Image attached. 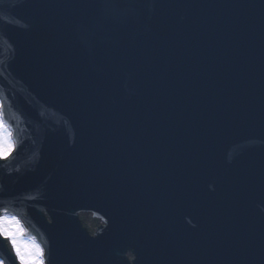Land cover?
I'll use <instances>...</instances> for the list:
<instances>
[{
  "label": "water",
  "instance_id": "obj_1",
  "mask_svg": "<svg viewBox=\"0 0 264 264\" xmlns=\"http://www.w3.org/2000/svg\"><path fill=\"white\" fill-rule=\"evenodd\" d=\"M33 1V2H32ZM51 0H27L25 3L21 2L19 5V9L25 11L27 14L22 17V14L19 13L15 15L14 17L18 19L21 22V25L19 24H13L12 23H2L0 22V36L4 37L8 40V42L11 44L12 52L14 55H23L24 49L22 46V43H20V40H27L29 43V50L32 49V47L36 43V39L33 36L37 35L38 28H41L46 35H49V31L47 30L48 24V16L51 14H56L60 21L64 20V16H60L56 13V11L52 8L49 3ZM76 2V0H74ZM32 2V3H31ZM31 3V5H29ZM166 10L175 12L174 6H164L162 8V12L158 14L159 16H163L166 14ZM19 11L18 8H16L14 12ZM168 11V12H169ZM182 11V10H180ZM11 14L13 17L14 14ZM26 16V17H25ZM178 19L173 18L171 20L172 26L176 25L179 26ZM161 27H157L159 30H163L165 25L164 23H161ZM152 27L155 29L154 25ZM156 30V29H155ZM53 34L57 35L60 32H57L52 28ZM87 28L83 27L81 30L78 31V39H82L86 37ZM171 37L173 40L168 41L169 45H173L175 42V46L173 48L175 54H180L181 51H179L181 47V41L179 39H174L175 35L172 32ZM16 40L17 42H13L12 40ZM25 40V41H26ZM176 40V41H175ZM62 40L59 41L61 43ZM32 44V45H30ZM109 47H112L114 43L112 41H109L108 43ZM105 43L103 44V46ZM62 49L69 51V50H75L77 53H79L87 62H89L91 65H96L100 71V76L98 77V82L100 86H106L108 90L111 91V94L113 96V99L108 102V104L102 105L98 109L100 113H106V115L103 116L104 119L108 118V114H111V109L115 106L116 112H112L113 116H110L109 120L112 121L113 117L116 116L117 120H114L111 123V127L114 128V123L116 122V127L119 129H125V128H132V123L124 124L122 120H118L124 116V108H125V102L127 103L129 109H133L136 105H140L141 107H145V101L141 98L143 94H137L134 91V86L131 81L127 79V76H129L130 73V67L129 62L133 61L131 57L128 55H125V61H123L120 65H125L126 67L123 69V74H115V67L113 66L116 59H114L112 56L114 53H110L107 48H102L100 45L96 46L95 48L92 46L89 47L88 45L83 44L82 42H77L76 47L72 48L70 45L61 44L58 45ZM136 49L132 50L134 55H138L142 59L146 60L147 58H154L152 55L155 56L154 51H147L146 48L143 46L140 48V52ZM3 52V51H0ZM117 52V51H116ZM127 53V51H126ZM3 54V53H2ZM0 54V60L1 55ZM5 54V52H4ZM12 54V53H11ZM10 54V55H11ZM130 55L131 52H129ZM133 56V55H132ZM161 62L165 63L164 58L156 57ZM202 55L200 52H196L191 56L192 60H196V65L199 63L198 61L201 60ZM117 61V60H116ZM201 63V62H200ZM107 65V67H102L103 65ZM128 64V65H127ZM158 63L151 61L145 62L144 68L154 70ZM161 66L159 65L157 69H160ZM232 69L229 67V70ZM113 75V76H112ZM185 83H191L194 82L197 86H192L187 90V92L180 97L181 106H187L189 105V115L188 117H181V115H178L177 117L181 120L180 123L187 128L186 131H182V134L187 136L185 140L183 141H174L172 144H168V150H163L160 146H155V142L149 138V135H146L145 139L137 146H131L128 147L129 151H134L135 155L134 158L137 160V168L144 170L145 172L148 169L155 170L160 163L166 161L170 165V167L180 165L183 168H187V165L190 164L192 161L196 164L199 162H205L210 159V156H216L218 158V155L216 154L219 149L215 145H211L208 143V138H204L206 135H214L215 128L218 130H221L224 128V126L229 125L230 121L237 118L238 124L241 126L239 128L240 132L238 133V139L243 140V143L240 145V148L243 152H247L249 149L254 150V147L257 148L259 146L262 149V155L261 158L264 160V100L262 98H257L255 95H252L250 93V90L253 92H256V90H253L251 88L245 89L244 81L242 80V89L239 90V93L237 99L234 100V97L230 94V91L233 89V85H231L229 79L225 77V80L228 82V87L230 90L223 89L220 93H218L214 88V83L217 81V78L214 76L203 73L199 74L197 76L191 75L190 72H185ZM211 76L212 81H208L207 77ZM232 79V78H231ZM237 79H232V81L236 82ZM241 79H239L240 81ZM226 86V83H224ZM113 87V89H111ZM235 88L232 90L234 91ZM213 94H217L218 96H214ZM61 104L60 102H57V107L60 108ZM56 107V106H55ZM169 107H173L169 105ZM18 111L21 113L22 108L18 105L17 106ZM58 109V108H56ZM174 109V107H173ZM246 109H253L256 111V117L254 121L255 124L253 126H243V122L239 119H241V115L243 110ZM65 115L70 116V111L68 109L62 110ZM136 111V107H135ZM38 113V111H36ZM22 114V113H21ZM23 116V114H22ZM24 118V116H23ZM86 117H83L84 120ZM123 117L122 119H124ZM90 119V118H89ZM244 119V117L242 118ZM83 122H79V119H77V116L72 117L71 122L69 123V129H71V125H73L75 130V136L79 132ZM24 127V125H22ZM194 127L197 129V136L195 133ZM212 127V129L210 128ZM247 130V131H242ZM144 132V130H143ZM35 136L26 139L27 143L30 144L29 148L32 147V140L36 138L35 132H32ZM48 133L50 135V132L48 130ZM99 136L96 137L98 140V144L105 143L110 146V151L104 153V151H101L103 154L100 155L98 158H96L93 162L88 164L87 167L84 168L83 175L92 176L100 181H106L109 176L108 172L105 169V165L108 162H111L113 160V157L111 155V150L114 147H117V152L122 151L123 147L121 144H119L117 141L118 135L116 133H113L110 135L109 128H104L102 131V134L100 132ZM136 135L141 136L142 134L138 131H135ZM206 143V144H205ZM37 145H39L37 143ZM162 146V145H161ZM125 149V148H124ZM173 149V150H172ZM211 150V152H210ZM84 147H78V141L75 142L72 148H70L67 152V156L65 159V164L63 163L64 167V173H67V176L70 174H73V171L71 169V164H77L78 160L74 159V153L75 152H83ZM158 151V152H157ZM252 153V152H251ZM258 156V155H257ZM142 159L146 160V163L142 161ZM157 161V163H155ZM74 162V163H73ZM244 160L242 157H239L237 155L234 156V158L231 160V164H236L237 167L234 170V173H239V167L243 168ZM53 165V161L48 163L46 166L43 167V169L50 173L51 167ZM34 165L32 164L30 166L29 175L36 178V173L33 169ZM141 176V175H139ZM181 176H185V173L181 174ZM240 177L244 178L243 175H240ZM64 181L63 185L64 187H70L68 183V179H66V176L63 175ZM168 182H164V185L166 186ZM57 185H60L59 180H57ZM162 190L164 192H167L171 198L179 197L181 200L184 201L183 195H179L177 193H174L172 190H167L166 187H163ZM119 192L118 194H120ZM245 195V196H244ZM248 193H245V191L241 192V195L239 196V199L241 197L248 196ZM232 200V199H231ZM229 200L228 202L231 203L232 201ZM94 204H96V201H93ZM239 203V202H238ZM233 207V211L239 210L245 214L246 217L250 215L249 222H245V225L248 224L249 228L246 227L245 229L237 231V233L234 235V239L237 241L238 239L240 241H249L246 247H252L257 249L258 246H264V213L259 215L257 219H253L251 216V212L248 210H243L241 205H228V208ZM113 208H115V205H113ZM147 216H143V218H146ZM108 219L107 223H110V220L108 217H105ZM179 218L181 222L186 226V232L191 228L192 223L190 222V216L187 212L183 211L179 214ZM242 224V223H240ZM198 227V224H197ZM177 231L179 230L177 228L176 222L171 224L169 227H166L163 229L162 232L166 233L169 230ZM50 231L44 233L46 236H49L52 234V229H49ZM181 236H183V233H180ZM155 236V235H154ZM152 236H147L146 234L142 235L140 238H138V244L134 245L136 248H138V257L140 258L137 262L134 264H147L143 254L140 252V247H149L153 248V240ZM201 237L198 236L197 233H195L191 240L189 241V245L193 247L194 244H196L197 240ZM118 242L117 246V252H120L122 254L129 251V248L125 245H122L120 241ZM160 239V238H159ZM71 246L73 249L74 247ZM66 247V249H67ZM70 247V248H71ZM65 249V252H66ZM203 251L205 253L209 252L211 249L210 243H204L203 244ZM218 250H225V244H223L221 241L218 245ZM263 254L258 260V262H261L264 264V249L261 251ZM127 254V253H126ZM125 254V255H126ZM124 255V257H125ZM151 255L150 249H148L145 257H148ZM155 259L158 260L159 264H174V260L168 256L165 252H159L156 250L154 253ZM76 258H79V255L77 253H73L72 255H69L66 260H61L60 263L63 264V262H66V264H71L76 260ZM259 257L255 256L253 258V261L258 259ZM252 262V260L250 261ZM107 264H117V262L114 261V258L112 256L108 257L106 259ZM239 264V263H238ZM254 264V263H253Z\"/></svg>",
  "mask_w": 264,
  "mask_h": 264
},
{
  "label": "snow or ice",
  "instance_id": "obj_2",
  "mask_svg": "<svg viewBox=\"0 0 264 264\" xmlns=\"http://www.w3.org/2000/svg\"><path fill=\"white\" fill-rule=\"evenodd\" d=\"M0 105V160H7L14 150V145L8 143L4 147V142H7L11 137V132L4 135L7 125L4 120V114ZM24 229L15 217H0V239L7 240L12 246V252L15 260L19 264H47L45 249L38 243L33 245H24L23 247L17 240V235L23 234ZM0 264H5L4 260L0 259Z\"/></svg>",
  "mask_w": 264,
  "mask_h": 264
},
{
  "label": "bare ground",
  "instance_id": "obj_3",
  "mask_svg": "<svg viewBox=\"0 0 264 264\" xmlns=\"http://www.w3.org/2000/svg\"><path fill=\"white\" fill-rule=\"evenodd\" d=\"M6 136H7V132H6ZM8 143H10L8 140H7V145H6V147L8 146ZM17 240H18V242L21 244V246L23 247L24 245H33L31 242H27V241H23V239L22 238H20L19 237V235H17Z\"/></svg>",
  "mask_w": 264,
  "mask_h": 264
},
{
  "label": "rangeland",
  "instance_id": "obj_4",
  "mask_svg": "<svg viewBox=\"0 0 264 264\" xmlns=\"http://www.w3.org/2000/svg\"><path fill=\"white\" fill-rule=\"evenodd\" d=\"M3 146H5V142H4Z\"/></svg>",
  "mask_w": 264,
  "mask_h": 264
}]
</instances>
